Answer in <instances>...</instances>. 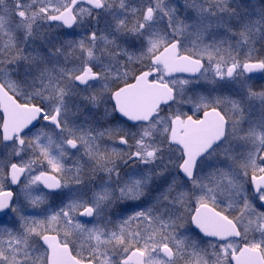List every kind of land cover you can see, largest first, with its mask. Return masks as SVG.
Returning a JSON list of instances; mask_svg holds the SVG:
<instances>
[{
	"label": "snow or ice",
	"instance_id": "6c2138e0",
	"mask_svg": "<svg viewBox=\"0 0 264 264\" xmlns=\"http://www.w3.org/2000/svg\"><path fill=\"white\" fill-rule=\"evenodd\" d=\"M0 264H264V0H0Z\"/></svg>",
	"mask_w": 264,
	"mask_h": 264
}]
</instances>
